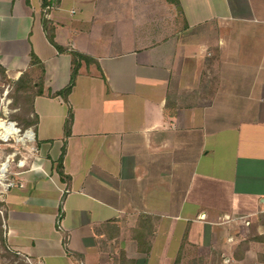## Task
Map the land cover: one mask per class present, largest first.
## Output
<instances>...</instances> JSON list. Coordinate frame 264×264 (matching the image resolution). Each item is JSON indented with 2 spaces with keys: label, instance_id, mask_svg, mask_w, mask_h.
Returning <instances> with one entry per match:
<instances>
[{
  "label": "crops",
  "instance_id": "1",
  "mask_svg": "<svg viewBox=\"0 0 264 264\" xmlns=\"http://www.w3.org/2000/svg\"><path fill=\"white\" fill-rule=\"evenodd\" d=\"M0 69L8 88L41 72L39 160L0 196V264L259 261L264 0H0Z\"/></svg>",
  "mask_w": 264,
  "mask_h": 264
},
{
  "label": "built area",
  "instance_id": "2",
  "mask_svg": "<svg viewBox=\"0 0 264 264\" xmlns=\"http://www.w3.org/2000/svg\"><path fill=\"white\" fill-rule=\"evenodd\" d=\"M8 92V86L2 93L0 101ZM6 109L5 104H0ZM39 160V150L32 126L22 127L16 121L0 117V196L16 185L11 167ZM0 213L2 211L0 210ZM40 264V263H35Z\"/></svg>",
  "mask_w": 264,
  "mask_h": 264
},
{
  "label": "trees",
  "instance_id": "3",
  "mask_svg": "<svg viewBox=\"0 0 264 264\" xmlns=\"http://www.w3.org/2000/svg\"><path fill=\"white\" fill-rule=\"evenodd\" d=\"M45 32H46L47 38L57 48V50L63 51V48L61 46H59L54 41L53 28L45 26ZM71 54H72V66H71V71H70L69 83L66 87H64L63 89L54 93V95H61L64 98H66L67 94L70 91V88L73 84V80L75 78L78 67L80 65V60L83 56L82 54L75 52V51H73ZM37 63H38L37 58L34 56H31V65H34ZM38 69L36 70L37 75H38L36 79L33 80V78H31V75H30L31 73L29 70V71L23 73L22 75H20L19 78L16 79L14 82L9 84L10 85V93L9 94L12 93L11 94L12 98H13V95H15L18 92H21L24 96L28 97L29 104H27V109H26V111L29 112V113L27 112L28 114L31 113V109H32L31 99H32L33 95L38 93L37 85L41 80V72ZM0 73L2 75V73H3L2 69H0ZM71 118H72V112L69 109L68 113H67V117L65 119V125H64L65 136L68 135L69 127H70V123H71ZM11 119L16 121L17 124H19L22 127H27V126L33 124V121H34L33 115H32V118H30V119L26 118L25 121L23 119H19L17 116L12 117ZM64 151H65V147L63 146V148L61 149V152H60V154L56 160V169L59 172V174L62 173V158L64 155ZM259 238L261 239V237H259ZM259 238L257 240H260ZM252 239H254V238H252ZM262 239H264V238H262ZM258 259H259V261H264V254L258 255ZM192 264H204V263H203L202 259L197 258V259L192 260Z\"/></svg>",
  "mask_w": 264,
  "mask_h": 264
},
{
  "label": "rangeland",
  "instance_id": "4",
  "mask_svg": "<svg viewBox=\"0 0 264 264\" xmlns=\"http://www.w3.org/2000/svg\"><path fill=\"white\" fill-rule=\"evenodd\" d=\"M7 86L8 85H7L6 81L4 80L3 76L0 73V98L2 97V93ZM9 93H10V87L8 88V92L6 93L4 98L2 99V102L0 101V104L6 105L5 110H3L1 105H0V117H7V118L11 119L12 117L17 116L19 119H23L24 121L26 120V118H28V119L32 118L31 114H28L29 112L26 111L27 104H29L28 97L24 96L21 92H18L15 95H13V98H12L11 97L12 93L11 94H9ZM1 230H2V223L0 221V231ZM207 230H209V229H207ZM256 231L257 230L251 228L246 233V235L251 236ZM123 232L124 231H122L121 233H123ZM239 232H243L242 229H241V231L239 230ZM208 235L209 234L206 233L205 237L208 238ZM183 245L185 246V244H183ZM244 247L245 246L242 245V247L240 246L239 248L244 249ZM235 250H237V248ZM240 250H242V249H240ZM181 251H182V249H181ZM258 252H261L260 248L252 245L249 248L248 253H245L246 254L245 256H243L244 254L242 255L244 258L242 259L241 262H233V263L231 262L230 264H261L259 261L257 262V260H256V254H258ZM228 254L230 255V253H228ZM193 256L194 255H192V254H190L188 256H185V255L182 256L181 264H190V261H191ZM215 256H216L215 254H213V255L209 254V256H208L209 264H220L219 261L216 260ZM194 258H196V257H194ZM163 262L166 264L165 260ZM171 264H172V261H171Z\"/></svg>",
  "mask_w": 264,
  "mask_h": 264
}]
</instances>
